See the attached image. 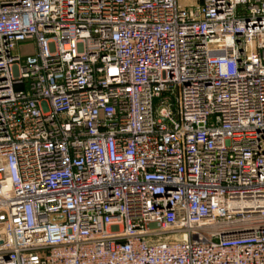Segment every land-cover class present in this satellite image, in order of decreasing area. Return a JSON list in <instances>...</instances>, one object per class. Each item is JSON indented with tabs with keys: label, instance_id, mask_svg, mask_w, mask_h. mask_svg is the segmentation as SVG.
<instances>
[{
	"label": "built area",
	"instance_id": "built-area-1",
	"mask_svg": "<svg viewBox=\"0 0 264 264\" xmlns=\"http://www.w3.org/2000/svg\"><path fill=\"white\" fill-rule=\"evenodd\" d=\"M0 264H264V0H0Z\"/></svg>",
	"mask_w": 264,
	"mask_h": 264
},
{
	"label": "rangeland",
	"instance_id": "rangeland-1",
	"mask_svg": "<svg viewBox=\"0 0 264 264\" xmlns=\"http://www.w3.org/2000/svg\"><path fill=\"white\" fill-rule=\"evenodd\" d=\"M35 52V46L32 42L25 43L20 47L21 54H29Z\"/></svg>",
	"mask_w": 264,
	"mask_h": 264
}]
</instances>
